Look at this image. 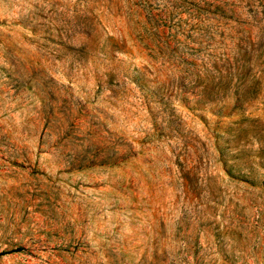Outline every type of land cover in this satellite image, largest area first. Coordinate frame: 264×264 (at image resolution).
Listing matches in <instances>:
<instances>
[{"label":"rangeland","instance_id":"374dc122","mask_svg":"<svg viewBox=\"0 0 264 264\" xmlns=\"http://www.w3.org/2000/svg\"><path fill=\"white\" fill-rule=\"evenodd\" d=\"M0 264H264V0H0Z\"/></svg>","mask_w":264,"mask_h":264}]
</instances>
